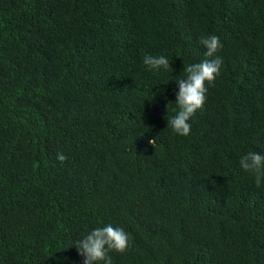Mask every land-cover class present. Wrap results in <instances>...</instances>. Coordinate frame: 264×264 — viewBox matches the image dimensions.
<instances>
[{
    "label": "trees",
    "instance_id": "trees-1",
    "mask_svg": "<svg viewBox=\"0 0 264 264\" xmlns=\"http://www.w3.org/2000/svg\"><path fill=\"white\" fill-rule=\"evenodd\" d=\"M209 35L223 63L180 136L175 81ZM250 151L264 0H0V264H83L77 241L107 224L131 235L112 264H264Z\"/></svg>",
    "mask_w": 264,
    "mask_h": 264
},
{
    "label": "clouds",
    "instance_id": "clouds-1",
    "mask_svg": "<svg viewBox=\"0 0 264 264\" xmlns=\"http://www.w3.org/2000/svg\"><path fill=\"white\" fill-rule=\"evenodd\" d=\"M199 43L206 49L202 62L189 65L183 68L185 78L175 81L178 91L176 92L175 104L178 111L167 121L173 132L180 136H187L190 133L191 125L188 123L191 116L199 109H202L206 100L208 87L219 75L223 60L216 53L223 47L220 37L209 35L202 37ZM143 63L150 70L160 68L169 69L170 61L165 56L144 55ZM154 141L150 140L149 144ZM67 157L63 153H57V160L64 162ZM239 164L245 172L253 173L255 184L259 187L264 181V155L256 152H248L243 155ZM131 240L130 233L121 227H114L107 224L103 227H96L77 241L76 249L83 257V264H112L110 252L124 253L127 251Z\"/></svg>",
    "mask_w": 264,
    "mask_h": 264
}]
</instances>
